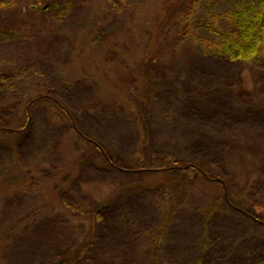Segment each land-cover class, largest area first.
<instances>
[{
	"label": "rangeland",
	"instance_id": "374dc122",
	"mask_svg": "<svg viewBox=\"0 0 264 264\" xmlns=\"http://www.w3.org/2000/svg\"><path fill=\"white\" fill-rule=\"evenodd\" d=\"M28 2L35 4L3 0L0 5V93L11 92L8 99L18 96L1 108L5 121L17 115L37 83L52 78L48 73L58 74L56 53L65 44L60 48L59 37L55 40L52 33H67L97 19L104 33L119 26L124 15L119 11H134L141 21L160 0H131L121 10L112 0H63L52 5L43 20L53 28L52 37L42 29L39 12L24 11ZM168 68H156L165 83L144 129L121 108L106 110L104 116L87 107L80 110L87 97L84 82L63 90L62 99L113 156H134L146 132L154 151L163 148L173 158L180 155L215 170L228 183L236 207L257 216L253 205H264V66L232 62L189 43L175 53ZM79 140L50 106H37L30 127L20 135L0 137V229L8 222L6 228L14 233L6 232L7 239L0 243V264H45L82 245L79 257L66 264H221L216 260L228 259L236 249L240 257L261 256L264 261V215L257 222L240 209L215 206L217 188L200 179L179 176L168 188L137 189L110 208L113 193L143 181L108 164L101 154L90 153ZM15 165L19 173L8 176ZM57 168L63 174L69 171L66 179L45 184L43 177L54 179ZM12 194L15 204L8 201ZM94 207L104 210L103 219L90 230ZM15 212L29 215V221L13 226L9 220ZM33 218L40 221L29 223ZM143 230L156 234L154 238L159 234L153 252L142 251L139 243L146 240L137 237ZM204 245L216 253L204 255Z\"/></svg>",
	"mask_w": 264,
	"mask_h": 264
},
{
	"label": "trees",
	"instance_id": "16d2710c",
	"mask_svg": "<svg viewBox=\"0 0 264 264\" xmlns=\"http://www.w3.org/2000/svg\"><path fill=\"white\" fill-rule=\"evenodd\" d=\"M130 1L112 0L111 3L113 7L121 10L127 7ZM225 1L160 0L159 6L153 7L152 11H146L147 14H144V19L141 21L136 18L134 11L124 13L121 10L119 12L124 15L116 29H108L101 33L102 21L99 22L97 19L81 23L80 28L69 29L67 33L65 30L62 34L52 33L53 28L44 21L48 18L45 14L51 10V6L60 4L63 0H35V4L28 2L24 6L29 7H25L24 11L27 12L29 9L39 12L42 29L49 32L48 36H51V33L55 35V40L59 37V47L62 48L65 44V49H58L57 53L55 52L56 63L59 65H56L59 68L58 74L53 76L52 73H48V76L52 78L46 77L47 80L42 85L37 83L35 88L25 95L22 107L17 113L18 116L14 115L5 121L0 113V137L11 138L20 135L30 127L33 112L37 106H50V111L56 119L62 123H69L79 135V141L88 147L90 153L101 154L108 164L133 174L138 180L142 179L143 182L140 180L131 182L113 193L109 197L110 208L124 194H130L141 188L149 190L163 188V185L168 188L172 181L175 182L176 177L190 176L211 183L217 188L216 200L219 203L215 202V206L224 203L239 210L240 208L235 205L236 200L230 196L228 183L221 178L220 174L206 168L203 164L186 161L179 157L180 155L173 158L163 148L154 151L148 145L146 132L143 134V146L134 156H113L86 129L79 117L80 113L62 99L63 90L71 88L70 86L75 83L84 82L87 86L85 94L87 97H84L80 110L87 107L103 115L106 110L121 108L128 111L144 129L147 126L154 100L162 90L160 87L165 83H162L161 79L160 82V70L156 68L161 65L169 70L170 59L182 45L194 43L198 50L206 54L223 57L232 62H256L264 66V0ZM222 2L224 3L221 4ZM2 4L3 0H0V5ZM10 93L9 91L0 93V110L7 103H11L13 98L18 99V96H11L13 94L8 99L7 95ZM14 168L8 176L13 177L19 173L17 165ZM33 171L35 169H32ZM68 172L63 174L57 168L56 171H52L54 179L44 180L46 179L44 176L43 182L47 184L49 181L53 183L56 180L59 181L62 177L66 179ZM30 176L39 179L35 174H30ZM3 184L4 182L0 181V185ZM47 188L45 189L48 195L52 196V192L50 193V189ZM16 200L13 194L8 199L9 202L13 201L12 204H15ZM253 210L257 216L241 211L253 221L261 222L259 217L264 215L263 203H255ZM103 211L94 207L89 212L90 230L94 229L95 225L103 219ZM13 214L9 220L10 223H14L13 226L29 221V215L25 217L18 212ZM39 218H33L29 223H36L37 220L40 221ZM7 224L8 222L5 223V228L0 229L2 230L0 231V243L7 239V233L14 234L11 228H6ZM138 233L141 236L137 239L146 240L145 244L139 243L142 251L144 253L153 252L159 234L154 238L156 234L148 233L147 230ZM82 246L59 260L45 264H66L70 261L69 259H77ZM237 252L236 249L228 253V259L216 261L221 264H264L261 256L257 255L258 258H253V260H260V263H256L248 259L247 255L240 257L239 255L242 254ZM201 253L211 255L216 251L204 245ZM125 256L128 255L125 254Z\"/></svg>",
	"mask_w": 264,
	"mask_h": 264
}]
</instances>
